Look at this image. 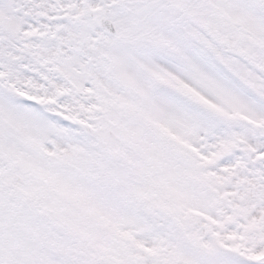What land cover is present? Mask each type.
<instances>
[{
  "label": "snow or ice",
  "instance_id": "1",
  "mask_svg": "<svg viewBox=\"0 0 264 264\" xmlns=\"http://www.w3.org/2000/svg\"><path fill=\"white\" fill-rule=\"evenodd\" d=\"M0 264H264V0H0Z\"/></svg>",
  "mask_w": 264,
  "mask_h": 264
}]
</instances>
